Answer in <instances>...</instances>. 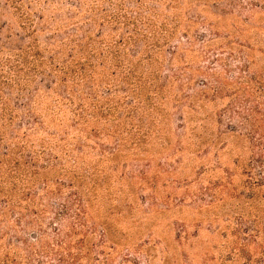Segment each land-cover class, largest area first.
I'll return each mask as SVG.
<instances>
[{
  "label": "trees",
  "instance_id": "1",
  "mask_svg": "<svg viewBox=\"0 0 264 264\" xmlns=\"http://www.w3.org/2000/svg\"><path fill=\"white\" fill-rule=\"evenodd\" d=\"M212 1L0 0V217L63 200L52 264H264V66Z\"/></svg>",
  "mask_w": 264,
  "mask_h": 264
},
{
  "label": "rangeland",
  "instance_id": "2",
  "mask_svg": "<svg viewBox=\"0 0 264 264\" xmlns=\"http://www.w3.org/2000/svg\"><path fill=\"white\" fill-rule=\"evenodd\" d=\"M212 2V0H207V3H210L209 6L211 10L217 14H222L218 9L211 6ZM1 3V40L5 41L8 46L19 45L22 43L24 38L20 37L23 33L18 26V20L12 10L3 2ZM240 3V6L232 8L228 5V3L220 0L217 7L226 11H231L228 12V14H230L229 18H226V20L223 21L225 26H228L233 21L240 20L245 25H249L251 27L249 28V31L244 33L243 38L248 36V40L250 42H254V45H256L254 46L255 57L259 62H263L264 66V0H240ZM212 19L217 20L219 17H212ZM256 27H258V29H256ZM200 31L203 32L204 29L202 28ZM178 38L181 39L180 36H178ZM231 39L234 42L239 41V37H237L236 34H233V38ZM181 40L187 44L184 39ZM234 47H238L237 43ZM195 48L200 49L199 44H196ZM259 49L262 50L263 54L259 52ZM257 54L260 55L257 56ZM225 55L226 51L223 53V56ZM201 63L202 65L206 64L203 58H201ZM236 64H239V62L232 61L231 67H235ZM217 68L222 70L219 65H217ZM222 73L224 72L222 71ZM233 74H237V71L235 70ZM226 122H228V119L224 118L221 126L223 127ZM172 127L175 132V136L183 134L185 131V128L184 130L183 128H179L176 116L172 117ZM61 202H63V200L58 199V197L55 196H44L43 198L37 196L35 200L29 204V208L33 210V212H28L27 217L21 222L16 220V215L10 216L9 219L0 217V264H11V259L14 260V264H36L41 261L42 264L56 263L57 259L53 248L56 246L58 239L63 237L61 234H64L73 222L68 215H60L58 212L59 204ZM194 205L195 204L192 203L190 207L193 208ZM87 225L90 224L88 223ZM80 229L81 232L86 231V227ZM30 234H37L38 239H33L30 237ZM89 235H91L90 239L92 242L88 241L89 244H99V239L101 237L99 228L89 232ZM199 235L200 237H203L202 235H204V232L202 229H200ZM75 238L76 237H73L71 241L75 242ZM101 250L102 249L99 245L94 247L84 260L85 264H120L123 259L122 257L128 252L126 250L117 251V246H114L109 259H104L100 254ZM70 251L74 253L76 249H71ZM130 257H134L133 254H130ZM139 257L141 259V256Z\"/></svg>",
  "mask_w": 264,
  "mask_h": 264
}]
</instances>
